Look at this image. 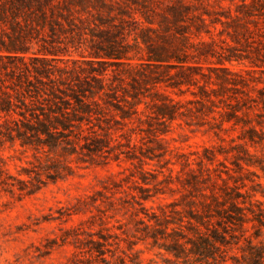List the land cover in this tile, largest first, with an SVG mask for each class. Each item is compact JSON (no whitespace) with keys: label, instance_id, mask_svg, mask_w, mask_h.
I'll return each mask as SVG.
<instances>
[{"label":"rangeland","instance_id":"374dc122","mask_svg":"<svg viewBox=\"0 0 264 264\" xmlns=\"http://www.w3.org/2000/svg\"><path fill=\"white\" fill-rule=\"evenodd\" d=\"M83 2L87 39L65 58L123 26L131 41L172 37L213 76L239 55L224 62L248 85L206 108L168 89L186 115L123 121L100 150L0 140V264H264V0Z\"/></svg>","mask_w":264,"mask_h":264},{"label":"trees","instance_id":"16d2710c","mask_svg":"<svg viewBox=\"0 0 264 264\" xmlns=\"http://www.w3.org/2000/svg\"><path fill=\"white\" fill-rule=\"evenodd\" d=\"M78 4L84 8L83 0H0V140L100 150L109 144L110 129L123 121L143 122L146 115L165 126L186 115L182 100L168 89L190 91L206 108L214 104L212 93L248 85L244 74L224 62L239 55L230 53L219 59L220 65L208 66L213 76L202 71V64H192L188 48L172 37L160 34L162 42L150 43L143 31L131 41L130 32L112 24L110 16L104 22L115 28L86 45L88 55L65 58L71 55L69 46L78 49L87 39L86 20L75 14ZM145 48L146 55H139ZM57 60L72 65L57 67ZM194 85L199 91L191 89ZM149 88L154 89L150 101L141 97Z\"/></svg>","mask_w":264,"mask_h":264}]
</instances>
